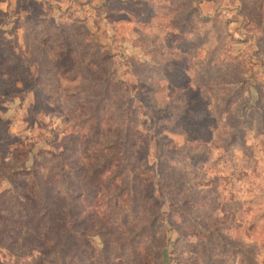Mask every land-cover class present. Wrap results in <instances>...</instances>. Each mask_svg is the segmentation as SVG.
Here are the masks:
<instances>
[{"label":"rangeland","instance_id":"1","mask_svg":"<svg viewBox=\"0 0 264 264\" xmlns=\"http://www.w3.org/2000/svg\"><path fill=\"white\" fill-rule=\"evenodd\" d=\"M161 252L264 264V0H0V264Z\"/></svg>","mask_w":264,"mask_h":264},{"label":"trees","instance_id":"2","mask_svg":"<svg viewBox=\"0 0 264 264\" xmlns=\"http://www.w3.org/2000/svg\"><path fill=\"white\" fill-rule=\"evenodd\" d=\"M159 255H160V258L158 260L161 261L162 264H164V258L165 257L163 258V252H161Z\"/></svg>","mask_w":264,"mask_h":264}]
</instances>
